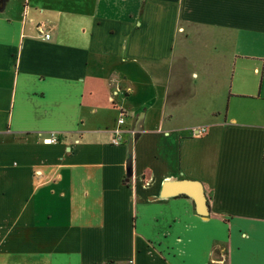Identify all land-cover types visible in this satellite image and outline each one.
Listing matches in <instances>:
<instances>
[{
  "label": "crops",
  "instance_id": "0c3cea01",
  "mask_svg": "<svg viewBox=\"0 0 264 264\" xmlns=\"http://www.w3.org/2000/svg\"><path fill=\"white\" fill-rule=\"evenodd\" d=\"M15 1L0 264H264V0ZM176 179L201 184L206 216L159 195Z\"/></svg>",
  "mask_w": 264,
  "mask_h": 264
},
{
  "label": "water",
  "instance_id": "95a60500",
  "mask_svg": "<svg viewBox=\"0 0 264 264\" xmlns=\"http://www.w3.org/2000/svg\"><path fill=\"white\" fill-rule=\"evenodd\" d=\"M141 115L137 117L134 121L132 127V137L128 138L126 142L127 158H126V168L130 170L131 163V147L134 137L140 130ZM177 194H185L190 197L195 205L196 212L200 216L207 215L206 199L203 193L201 184L196 180L189 179H176V180H166L161 183L159 195L161 197H169Z\"/></svg>",
  "mask_w": 264,
  "mask_h": 264
},
{
  "label": "built area",
  "instance_id": "2783aa9c",
  "mask_svg": "<svg viewBox=\"0 0 264 264\" xmlns=\"http://www.w3.org/2000/svg\"><path fill=\"white\" fill-rule=\"evenodd\" d=\"M48 37H49L48 33H44L43 34V38L47 39ZM123 123H124V115L121 113L118 116V118L116 119L115 126L110 131V139H109L110 143L117 144V143H120L123 140V135L128 130L127 128H125L123 126ZM199 130L203 131L204 128H200ZM56 140H57L56 136L52 132L49 133L48 136L43 138V141L46 142V143L55 142ZM263 160H264V158H263Z\"/></svg>",
  "mask_w": 264,
  "mask_h": 264
},
{
  "label": "rangeland",
  "instance_id": "374dc122",
  "mask_svg": "<svg viewBox=\"0 0 264 264\" xmlns=\"http://www.w3.org/2000/svg\"><path fill=\"white\" fill-rule=\"evenodd\" d=\"M14 4L18 5V7L21 8L20 0L15 1ZM16 11H17V9L14 12H16Z\"/></svg>",
  "mask_w": 264,
  "mask_h": 264
},
{
  "label": "trees",
  "instance_id": "16d2710c",
  "mask_svg": "<svg viewBox=\"0 0 264 264\" xmlns=\"http://www.w3.org/2000/svg\"><path fill=\"white\" fill-rule=\"evenodd\" d=\"M127 174L129 175L130 174V170L127 168Z\"/></svg>",
  "mask_w": 264,
  "mask_h": 264
}]
</instances>
